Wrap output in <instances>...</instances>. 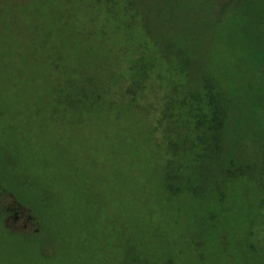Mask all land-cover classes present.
<instances>
[{
  "label": "rangeland",
  "instance_id": "374dc122",
  "mask_svg": "<svg viewBox=\"0 0 264 264\" xmlns=\"http://www.w3.org/2000/svg\"><path fill=\"white\" fill-rule=\"evenodd\" d=\"M130 1L0 0V264H264V0ZM186 61L241 122L222 162L256 179L209 171L210 155L194 194L164 190L183 151L153 120Z\"/></svg>",
  "mask_w": 264,
  "mask_h": 264
},
{
  "label": "trees",
  "instance_id": "16d2710c",
  "mask_svg": "<svg viewBox=\"0 0 264 264\" xmlns=\"http://www.w3.org/2000/svg\"><path fill=\"white\" fill-rule=\"evenodd\" d=\"M95 1H107L110 5L123 1L126 10L131 4V1L125 3L124 0ZM78 2L79 4L84 3L82 0H78ZM261 8L264 9V6L261 5ZM255 16L254 12H249L244 21V25L248 24V32L251 37L255 35L250 28L252 26H250V20L254 19ZM259 17L262 18L261 23L264 25V12H259ZM255 40L254 45L250 48L254 53L252 57L255 59L257 68L258 62L264 60V51L259 48V39L256 37ZM140 46L136 58L128 64L131 73L134 71L135 63L136 65L141 64L145 48L144 45ZM153 56L157 61L159 58H166L164 50L158 51ZM154 69L155 64L149 66V68L141 67L138 70V77H133L132 84L125 87L124 93L133 100L134 90L145 92L153 88L151 74ZM171 70L174 76L183 74L182 80H174L168 84L169 88L167 90L170 89L171 93L169 92L168 96L164 94L160 99L166 106L155 109L154 133H158L164 139L168 138V146L172 153L183 151V164L180 163L181 159L176 157L165 161V171L161 175L164 190L172 197L183 192L194 194L197 186L199 187L201 184V180H198V178L201 177L204 164L210 155H212V162L207 167L209 171L213 172L215 170V172L230 179L234 176V171L242 173L244 170H250V175L256 179L257 170L262 168V171H264V161L258 163L259 168H255L254 163L243 167L241 165L242 161L238 165L236 163L237 157L234 155L229 157L226 162H222L228 147L235 142L233 139L234 136L238 135L237 129L241 122L236 119L238 117L230 109L221 88L209 75L201 73L189 61H186L182 68L179 63L174 64V69ZM157 89L159 91L163 90L160 86ZM180 89H182L181 92ZM99 98L100 94H97L96 100H99ZM155 112L153 113L155 114ZM212 184H215V182H212ZM258 191L259 204L260 190Z\"/></svg>",
  "mask_w": 264,
  "mask_h": 264
}]
</instances>
